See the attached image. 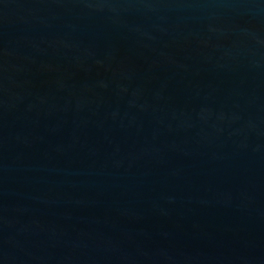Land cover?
<instances>
[{
  "label": "water",
  "instance_id": "95a60500",
  "mask_svg": "<svg viewBox=\"0 0 264 264\" xmlns=\"http://www.w3.org/2000/svg\"><path fill=\"white\" fill-rule=\"evenodd\" d=\"M0 264H264V0H0Z\"/></svg>",
  "mask_w": 264,
  "mask_h": 264
}]
</instances>
